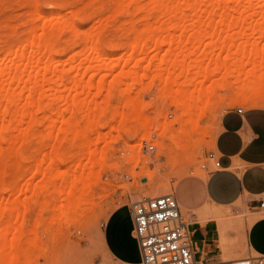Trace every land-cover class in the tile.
<instances>
[{"label": "rangeland", "instance_id": "rangeland-1", "mask_svg": "<svg viewBox=\"0 0 264 264\" xmlns=\"http://www.w3.org/2000/svg\"><path fill=\"white\" fill-rule=\"evenodd\" d=\"M115 1L116 0H0V41L2 40L0 42V71L5 63L9 64V62H5L6 59H8L7 61H11L14 58L13 54H11V57L10 55L6 56L8 54H6L5 50L10 47V44L14 46L26 38L28 29L33 23L30 18L34 17V15L28 12L31 13L35 9L34 5L36 3V7L43 15L49 16L52 13H60V16L63 15L73 20L80 29V32L76 35L74 33L70 34V32H72L71 29L65 27L54 46L55 50L59 48V52L56 50V56L60 59L61 63H65V66L62 63L60 70H63V67H65L67 72L64 70L63 73L66 79L70 78V75L71 77L73 76L74 78L77 77L81 79L83 77L82 74L86 72L83 75H86L85 80H88L91 75L94 76L95 73L99 72V74H96L97 77H94L95 88L92 87L90 92L87 89L84 90L83 83H80L82 86H75L74 82H69V79L66 87L60 86V93L63 97H69L68 100H64L61 103V108L63 110L67 108L66 105H72V98L76 97L79 101V107L68 108L69 112L65 110L64 114L67 113L64 116L60 114L63 116L60 120L64 119L67 121L73 119L72 121H74V119H79V123L83 121L80 123L82 127H84V125L88 127V131L86 127L83 129L87 131L92 141L89 146H86L87 153L93 154L92 163L88 154H84L80 164H76V159L74 160L68 157V155L70 156L73 153L79 154L82 150V145H80L81 141L77 139L75 141L74 135L70 132L64 136L65 139H62L63 142L60 147L61 152L63 149L66 151L67 155L63 151V154H65L64 158H68L66 161H70L63 162L62 165L60 164V167H54V171H52L55 177L54 182L48 178V175L42 176V173L50 166L49 160H47L42 167H34L30 160V162L27 159L24 160L28 162L22 161L19 155L17 157L13 156L11 159L12 161L15 160L17 163L15 164L13 161L12 167L15 168L14 171L12 168L8 169L11 173L15 172L12 174V176L14 175L12 178H16V180H14L15 183L11 176H6L3 179L5 185L3 186V182H1L2 185L0 184V258H2V261L6 260V262H2L4 264H7V261L11 262V264H108L109 260L103 254L101 248V230L107 215L114 208L124 203H130L144 197L175 193L176 186L180 180L186 176L200 175L205 177L207 174L202 169V166L206 162H210L207 159V154L213 150V142L218 132L221 116L226 110L231 108L253 107L246 103L236 102L238 103L236 104L232 102L228 106L223 104L210 108V111L207 110L205 115L199 120L204 134L200 136L191 150L179 152L178 159H175V153L170 151L171 141L161 138L162 126H164L166 122L168 124L171 123V132L174 129L178 131L180 128L181 120L178 118L181 114V109L178 108V102L186 98L183 93L185 90L183 86L187 85L184 84H189L190 87H187L189 90L188 94L192 95L195 89L208 88L218 82H224V78L232 73V75L239 77V79L240 77L242 79V76L244 79L245 73L253 67V65L249 64L245 67V70L241 71V68L235 67V62L242 59L240 53H242L245 45L247 46V54H249L248 57L245 58V61H247L248 58L255 60V57L252 56L254 53L250 52L252 45L256 44L260 49L264 47V21L261 20V17L264 16V0H228V5L230 6L229 13L234 15L237 19L229 17L223 25L220 23V17H217L218 19L214 20V22L209 21L210 24H207V19H204L203 22L205 24L196 27V23L190 24L195 20L191 18L192 20L190 21L188 18L189 20L187 19L185 23L186 25L190 24V28L185 32L179 29L175 33L177 41L179 38H182L183 42H186V44H184V46H187L186 48L183 49L181 46H179V48L178 46H174L173 48H175V50L173 51L167 44L164 45L163 49L158 51V53L149 50L148 54H145L147 51H142L143 53L140 52L135 55L132 54L134 52L130 47V43L135 40L133 38H136L133 26H136L139 30L144 28L145 21L144 19L141 20V18L145 15V11L131 4L128 6V13L122 12L120 9H118V13L116 12L117 9L115 11ZM147 1L150 0H141L143 3H147ZM28 4L30 5L28 6ZM249 4H251V9L247 11L246 8ZM201 7L205 13L207 12L206 15L204 13L203 16H207L209 10H211L210 5L205 1L201 4ZM136 9H138V12ZM223 10L224 9H222V11ZM112 12L115 14L114 16L109 15ZM191 14L194 13L192 12ZM103 18L106 19V21ZM243 18L245 19L244 21ZM102 20L104 22H102ZM152 20L154 21L155 18L152 17L151 21ZM164 21L166 22L167 19ZM24 22L25 25H22ZM36 22L42 24L44 23V19L39 18ZM105 22L107 25L103 26ZM133 22L135 25L132 24ZM167 24L168 28L170 23ZM13 25L15 27H13ZM87 30L90 32H87ZM194 31H196L197 34L203 33L204 37L196 35L197 37L193 36L191 38ZM170 34L171 33L167 30L165 33H161L159 37L162 35L163 38V36L166 37L165 35H167L166 38L169 39L172 36V34ZM180 34H182L181 37H179ZM88 40H93L97 43L100 53L107 56L105 62H100L96 57H92L91 54L96 56L97 54L92 52V49L89 47L90 44L88 46ZM85 48H87L86 52H84L86 50ZM90 51L91 54H89ZM173 52H175L174 56L180 52L178 57L182 55L181 53L187 55L188 60L187 62H183V64L185 63L184 66H187L189 62L195 61H198L197 63L199 65V61H202L203 67L199 66L202 67L203 70H206V78H202V71L199 67L193 68L191 71L190 66H188L190 69L189 72L191 71V73L187 75L185 66V73H181L182 71L180 70L174 72V76L183 74L179 77L180 79H175L176 83L166 87L164 84L165 82L159 80L156 69L159 67L162 57L168 55L174 60L176 56H172ZM75 53H78V55ZM70 55L72 57H69ZM85 55H90L89 57H91V60H94L93 58H95V61L97 60L96 64L99 66L93 62L96 67L98 66L97 68L94 66V69H97L96 71L93 70L92 67L89 69L87 66L89 70L86 68V65H89V63L91 64V60H89V57H86V60ZM111 55H115L114 58L117 61H115ZM82 56L84 57L83 64L86 63L84 65L79 63L82 61V59L79 61L80 57L83 58ZM108 56L110 58L112 57L110 61ZM120 56L123 57L117 59ZM181 57L179 59H181ZM71 58H73L74 61L71 60ZM106 60L112 62L113 65L116 64L112 66L114 69L110 68L111 71L109 67L107 68L102 64H106ZM71 61L74 65L70 64ZM226 61L228 62L227 64H225ZM109 62H107V66H109ZM100 63L102 64L101 66ZM136 63L138 65H136ZM71 68H75V71ZM99 68H104V70H100ZM125 71L133 75L130 74L131 78L125 76L128 80H124ZM167 72H169L168 69L165 70L163 78L167 76ZM129 73H126V75H129ZM78 74H80V76ZM116 75H119V78ZM155 75L157 76L156 79L154 78ZM120 77L123 79H121V83L117 86ZM100 79L104 80L106 85ZM99 80L101 85L100 90L98 87L99 83L97 84ZM123 80L125 81L124 83ZM190 80L191 82H189ZM231 81H235L234 77ZM191 83H193V85ZM86 91L89 92V95L86 94ZM221 93L224 92L222 91ZM129 95L134 100L137 99L136 101L141 105L147 106L148 109H146L144 115H133V112L126 108L125 105L130 100L127 97ZM69 99L71 103L68 102ZM79 99L85 101V104L83 101L85 109L87 106L89 107L92 105V108L97 106L98 108L100 107V110H96L95 114L92 113L91 116H89V120V118L84 116V113L80 111L83 104H81ZM105 101H108V103L106 104ZM64 102L67 103L65 104ZM256 103L257 106H264V94ZM115 107L119 113L118 116L114 118V121L111 117L116 113ZM39 113L41 117H43L44 114L42 112ZM101 113L103 115H101ZM40 114H37L39 115V119ZM122 116H125L127 119L132 118L135 120L131 122L133 126L140 122L136 121L137 119H149L147 134H143V130L139 132L137 137L126 134L122 128ZM87 120L88 122L86 123L85 121ZM175 120L177 121L176 125L174 124ZM105 123H108V126L105 125ZM101 124L104 126H101ZM79 128L81 127L79 126ZM44 129V126H40V130ZM94 130L95 132H93ZM62 133L60 132V141L61 137L64 135V133L63 135ZM120 135L123 137H120ZM29 137L32 145H29L30 142H28L29 144H27L29 146L25 148L26 141H29L27 140ZM29 137L25 140L24 146L22 145L24 149H22V147H19L21 149H17L18 153L23 150L27 153L28 149H31V152H44L48 157L55 156V154L53 155L54 149H52L54 139H46L44 141L45 143L42 142L44 144L41 147V142H37L39 140L36 139H41L38 133L30 134ZM145 140L148 141V144L154 143L157 145L156 153L151 154L145 152ZM49 142H51L52 145ZM63 143H65V145ZM63 146L64 148L62 149ZM32 148H39V151H35ZM5 152V154H8L7 151ZM101 160H105V162L103 163ZM10 161L7 163L8 165L12 163ZM28 165L29 168L31 166L34 169L30 168L28 171ZM9 166H7V168H9ZM16 166L19 167L17 168ZM23 167L24 170L27 169L28 172L25 171L27 174L24 172ZM90 167H93V173L99 174L98 171L101 172V176H98L100 183L96 181L98 180L96 174L91 178L92 189L90 190V196L94 198L93 203L96 205L92 204V206H90L92 207L90 208L91 210L87 208L86 210L84 209L86 205L83 206L84 211L86 210L87 212H84L86 215L80 218V221L74 222L71 225L68 223V225L65 223L60 225V211L63 210L64 206L68 203L67 195H70V187L66 186L67 188H65L64 183L68 181V184L72 185L73 182L71 183L70 180H74L75 178L76 184V178ZM210 168H214L212 162H210ZM21 171L24 172L22 177L20 175V173H22ZM61 171H65L64 173H66L63 175L65 176V182L60 178L59 173ZM68 173H70V177ZM6 181L10 183L6 184ZM55 181L58 183L57 185L54 184ZM72 186L71 193L74 190ZM74 193H76V190H74ZM180 193L181 191H179V194ZM12 206H15L16 209L13 210L14 208H12ZM8 207H11L13 212L8 209ZM239 209L240 211L237 214L225 216V211L220 207L214 206V208L210 209L209 206L206 205L202 209V215H211L217 219L222 245L226 251H233L231 250L232 248L237 249L239 247L244 252L236 258H246L250 254L247 245V230L250 226V210L244 208L242 205ZM228 212L230 213L231 210ZM186 218L188 221L190 220L188 216H186ZM54 220H56V222H54ZM241 227H243V229ZM230 230L238 233L237 238L231 242L227 235ZM16 241L20 244V249L15 247ZM35 243L38 246L37 248L33 246ZM253 255L255 254L253 253Z\"/></svg>", "mask_w": 264, "mask_h": 264}, {"label": "bare ground", "instance_id": "bare-ground-1", "mask_svg": "<svg viewBox=\"0 0 264 264\" xmlns=\"http://www.w3.org/2000/svg\"><path fill=\"white\" fill-rule=\"evenodd\" d=\"M205 1H207V3L211 7V10H209L207 16H203V14L205 12L203 11V9L201 7V4L204 3ZM88 2L91 3L90 1H88ZM27 3H29V2H27ZM36 3H37V1H36ZM36 3L34 5L35 9L33 11L31 10L32 11L31 13L28 12L29 14L34 15V17L30 18V20L32 19L33 23L31 24L30 28L28 29V32L26 34V38L24 40L18 42L17 44H15L14 46L13 45L11 46V44H10V47L7 50H5L6 54H8L6 56L10 55V57H11V54H13L14 58L11 61H7L8 59H6L5 62H9V64L5 63V65H3V67H2V70L0 71V164H1V167H0V184H1V182L4 183L3 179L6 176L7 177L11 176V178L14 176V175L12 176V174L15 172L11 173L8 171V169L12 168L14 171L15 168L12 166H13V161L15 162V160L12 161L11 159L13 158V156L17 157L18 155L20 156V158H22L21 159L22 161H27V160L29 161L30 160L33 164V165L32 164L31 165L34 167L35 166L42 167L43 164L47 160H49L50 166H49V168H46L45 171H47V172L44 171L42 173L43 174L42 176L44 177V175L45 176L48 175L49 176L48 178L52 182H54L55 177L53 175L54 172H52V171H54L53 170L54 167H60V164L62 165V163L65 162L66 159H68L67 157L64 158L65 154H66V151H64V149H63L64 146L62 147V149H63L62 152H61L60 147H61V144L63 142L62 139L63 138L65 139L64 136L67 135L69 132L74 135L75 141H76V139L81 141L80 145H82V150L79 152V154L73 153L70 156L68 155V157H70V159L71 158H73L74 160L76 159L75 160L76 164L77 163L80 164L81 158L84 156V154H88L89 158L91 160V163L93 161V159H92L93 154H90L89 152L87 153V151H86V146H89L90 143L92 142L90 137H89V134L87 133L88 127H86L84 125V127L87 128V131L84 130L83 129L84 127H82L81 126L82 124H80L83 121L81 120L82 122L79 123V119L78 120L74 119V121H72L73 119L72 120L69 119L67 121H65L64 119L60 120L67 113L66 112L64 114L65 110H68V112H69L68 108H73V107H77V106L79 107V105H78L79 101L75 97V98H72V105L71 104L68 106L66 105L67 108L64 110L61 108L62 101L68 100L69 97H66V98L63 97V95L60 93V86L66 87L68 79H69V82L70 81L74 82L75 86H78V85L80 86L81 85L80 83H83L84 90L87 89L90 92V89L92 87L95 88L94 79L97 77L96 74H99V72L98 73L94 72L95 75L94 76L91 75L88 80H85L86 75L85 76L83 75L86 72H84L82 74L83 77L81 79H78L77 77L74 78L73 76H72L73 77L72 78L71 75H70V78L66 79V77L63 73L65 70V67L62 66L64 69L60 70L61 69L60 66L62 65L63 62L61 63L60 59H58V57L56 56V50H57V52H59L58 51L59 48L55 50L54 46L56 45L57 39L60 37V33L62 32V30L65 27L67 29H71L72 32H70V34L74 33L76 35L80 32V29L78 28V26L76 25V23L73 20L66 18L63 15L60 16V13H57V14L52 13L49 16L43 15L39 11V9L36 7L37 6ZM115 3H116L115 11L117 9L116 12H118V13H119L118 9H120L122 12L128 13V11H129L128 6L131 4H134V5H136V7L138 9L145 11V13H144L145 15L143 16V18H141V20L144 19V21H145L144 28L142 30H139L136 26L132 25L133 28L135 29V33H136L135 34L136 38H133L135 40L130 43V47L132 48V51L134 52V53H132L133 55L140 53V52L143 53L144 51H147V52H145V54H148L149 50H152L151 52L154 51V52L158 53V51H161V49H163L164 45H167V44L169 45L170 49H172L173 51L175 50V48H173L174 46H178V48H179V46H181V48L183 47V49H184L187 47V46H184V44H186V42H183V39L179 38V37H181L183 32L187 31L190 28L189 27V26H191L190 24L196 23L195 24L196 27L198 25L202 26V24L203 25L205 24L203 22L204 19L205 20L207 19V21H208L207 24H210L209 21L214 22V20L218 19L217 17H220V19H221L220 23L223 25L224 22L227 21V19L229 17L232 19H237L234 15L229 13L230 6L228 5V0H150V1H147V3H143V2H141V0H116ZM29 5L30 4H28V6ZM250 7H251V4L248 5L246 10L248 11L249 9H251ZM100 8H102V7H100ZM138 9H136V11ZM222 9H224V10L222 11ZM192 12L194 14H191ZM28 13H27V15H28ZM112 13H110L109 15L114 16L115 14L114 13L112 14ZM206 13H205V15H206ZM121 14H123V13H121ZM128 15H130V14H128ZM111 16H110V18H111ZM152 17L155 18V20H156V21L154 20L155 22L153 20H152L153 22L151 21ZM33 18H34V20H33ZM39 18H43L44 23L40 24V22H39V24H38L36 22V20ZM107 18H108V16H107ZM188 18L190 19V21L192 19H194L196 22L194 21V22L190 23L188 21L190 24L186 25L185 22H187L186 20ZM45 19H47V20H45ZM166 19H167V21L165 22L164 20H166ZM28 20H29V18H28ZM104 20L106 21V19H104ZM244 20L245 19L243 18V21ZM261 20L264 21V16L261 17ZM102 22H104V21L102 20ZM121 23H123V22H121ZM167 23H170L169 24L170 26L168 28H167V26H168ZM132 24H134V22ZM22 25H25V22ZM104 25H107L106 22H105V24H103V26ZM13 27H15V26L13 25ZM164 27L167 29H165ZM193 27H194V25H193ZM193 27H191V28H193ZM16 28H17V26H16ZM164 29L166 31L168 30V32H170L172 34V36L169 39L166 38L167 35H165L166 37L163 36V38H162V35H161V37H159V35L161 33L166 32ZM179 29H181L183 32L181 31L182 34L179 35V37H178L179 40L177 41L175 33ZM88 31L89 30H87V32ZM39 32H40V34H39ZM173 33L175 34V36ZM64 34H65V32H64ZM194 34L191 35V38L193 36L195 37L196 35H198V36L200 35L201 37H204L203 33L197 34V32L194 31ZM70 40H71V38H70ZM87 44H88V46L90 44V46H89L90 49H92V52H95L97 54V56L94 54H91V51L89 54H91L92 57L94 56V57H96V59H99L100 62H105V59L107 58V56L100 53V49H99L97 43H95V41H93V40H88ZM251 47H252V49L250 50V52L254 53L252 56L255 57V60L248 58L247 61H245V58L248 57V55H249V54H247V46L245 45L243 47L242 53H240V55L242 56V59L235 62V67H238L239 69L241 68L240 69L241 71L245 70V67L248 66L249 64L253 65V67L245 73L244 79H243V76H242V79H241V77L239 79V77L232 75L233 74L232 73V74L227 75L224 78V80H225L224 82H218V83H216V84H214L208 88L195 89L193 91L192 95L188 94L189 93L188 88L190 87L189 84H187V83L184 84V85H187V86H183V87H185L184 88L185 90L183 91V93H184V96L186 98H184L181 102H178V108L181 109V114L178 118L181 120L179 130L175 131V129H174L171 132L170 131L171 123L168 124L167 122L165 123L164 126H162L163 130H162V137L161 138H163L164 140H170L171 141L170 151L175 153V159L179 158V152H182L185 150L186 151L191 150V148L198 141L200 136H202V134H204V131H202L203 128H201L202 126L199 124V120L205 115L207 110H209L210 108H213L214 106H218V105H223V104L228 106L232 102L246 103V104H249L253 107L257 106L256 102L264 94V71H263L264 70V57H263L264 56V47H262V49H260L259 46L256 44L252 45ZM85 49L86 50L84 52L87 51V48H85ZM90 49H88V50H90ZM176 49H177V47H176ZM77 51H79V50H77ZM157 53H155V54H157ZM174 53L175 52H173L172 56H174ZM179 53L180 52H178V54H175L176 57L175 56L174 57L176 59L174 58V60H173V58L171 59L168 55H166L167 57L166 56L162 57L161 62L159 64V67L158 68L156 67L157 68L156 69L157 70V76H158L159 80L165 82L164 84L166 85V87H169V86H171V84L173 85L174 83H176L175 79L177 80L181 75H183V74H180V76H179L177 74L174 76L175 71L180 70V71H182L181 73H183V72L185 73L184 67L186 65L184 66L185 63L183 64V62L184 61L187 62V60H188L187 55L185 53H181L183 56L180 55V57L181 56L182 57H181V59H179L180 58V57H178ZM75 54L78 55V53H75ZM133 55H131V56H133ZM89 56L85 55V59H86V57L88 58ZM114 56H112L113 59L115 61H117L114 58ZM69 57H72V56L70 55ZM112 57L110 58L108 56L109 61L112 59ZM121 57H123V56H120L117 59H119ZM90 58L91 57H89V60H91ZM79 59H80L79 61H81V59H82V61L79 63L83 64L84 57L83 58L80 57ZM93 59L94 60H91V64L89 63L90 66L86 65V68L88 66L89 69H91V67H92V69L95 70L94 68L98 64H96L97 60L95 61V58H93ZM71 60H73V58H71ZM109 61L106 60V64H104V63H102V64L105 65L107 68L109 67V70L111 71V69H114L112 66H114L116 64L113 65V63L109 62ZM93 62H95L96 65L93 64ZM107 62H109V66H107ZM197 62L198 61L189 62V64L187 63L188 65L186 66V70H187L186 73H187V75H190L188 73H191L193 68L199 67V69L202 71L201 72L202 78L205 79L206 78V70H203V68H202L203 63H202V61H199L200 62L199 65L202 66V67H200ZM87 63H88V61H87ZM111 63H112V65H111ZM227 63L228 62L226 61L225 64H227ZM64 64L65 63H63V65ZM70 64H73L72 61L70 62ZM84 64H86V63H84ZM102 64L100 63V66ZM136 65H138V64L136 63ZM191 65H193L194 67ZM188 66H190V69H191L190 72H189L190 69L188 68ZM107 68H106V70H107ZM71 69L74 70L75 68L74 69L71 68ZM166 69H168L169 72H167L168 73L167 76L165 78H163V75H165ZM100 70H104V68H102ZM69 73H70V71H69ZM123 73H124V71H123ZM126 73H129V72H126ZM126 73H125V75L123 74L124 77L127 76L128 78L129 77L131 78L132 74L129 73V75L128 74L126 75ZM78 75L80 76V74H78ZM123 75H121V76H123ZM187 75H186V77H187ZM116 76H118V78H119V75H116ZM157 76L155 75L154 78L156 79ZM127 77H125L124 80H128ZM233 77H234L236 82L231 81V80H233ZM101 79H103V78H101ZM121 79H123V78L120 77L117 86H119V84L121 83L120 82V81H122ZM188 79H189V76H188ZM100 80L97 82V84L99 83L98 84L99 90H100V86H101ZM124 80H123V83L125 82ZM159 80H157V81H159ZM186 80H187V78H186ZM191 80L189 82H191ZM240 80H242V81H240ZM101 81H103V83L105 84L104 80H101ZM192 82H193V80H192ZM238 82L239 83L242 82V83L239 84ZM111 83H113V82H111ZM191 84L193 85V83H191ZM112 89H114V88H112ZM109 90H110V87H109ZM88 91H86V94L89 93ZM102 91H104V90H102ZM222 91L224 93H221ZM99 94H100V92H99ZM113 96H115V95H113ZM127 97L130 100L126 103V105H125L126 108L130 109L133 112V115H136V114L144 115V113L146 112V109H148L147 106L141 105L138 101H136L137 99L134 100L133 98H131L130 95ZM83 99H85V98H83ZM83 99L82 100L79 99L81 104H83V101H84ZM70 101L71 100L69 99L68 102H70ZM107 103H108V101L106 102V104ZM84 104H85V101H84ZM84 104H83L84 107L81 106L82 109L80 108L81 110L80 109L79 110L82 111L84 113V116H87L90 120L89 116H91L92 113L95 114L96 110H100V107L98 108L97 106H95L94 108H92V105H90L89 107L87 106V108L85 109ZM236 104H238V103H236ZM101 111H102V109H101ZM115 111H116V113L112 115V117H111L112 119H114L118 116L119 111H117V108ZM39 112H42L44 114L43 117H41V114ZM72 112H73V110H72ZM37 114H40V119L38 118L39 115H37ZM60 114H63V116ZM101 115H103V114L101 113ZM74 117H75V115H74ZM76 118H77V116H76ZM98 120H99V118H98ZM114 121H115V119H114ZM121 121L123 124L122 128L125 131V133L129 134L130 136L132 135L133 137H137L141 130L144 131L143 134H145V133L147 134V130L149 129V125H147V124L150 120L146 119V118L145 119L143 118L142 120L137 119L136 121H140V122L135 126L131 125V122L135 121L132 118L127 119L125 116H122ZM60 122H61V124H60ZM85 122L87 123L88 120ZM176 123H177V121L175 120L174 124L176 125ZM107 124L105 123V125H107ZM174 124H173V126H174ZM40 126H44L45 129L40 130ZM79 126L81 128H79ZM92 126H93V124H92ZM101 126H104V125L101 124ZM97 128H98V126H97ZM95 130L93 132H95ZM98 131H99V129H98ZM60 132L64 133V135L62 133L63 137H61V141H60ZM35 133H38L41 136V139L36 138L37 140H39L37 142H41V147L45 143L44 141L46 139H48V140L54 139V143L52 146V149H54V152L52 151L53 155L55 154L54 157H48L47 154L44 152H41V153L40 152H34L33 150H32L33 152H31L30 151L31 149L30 150L28 149L29 152L27 151V153H25L24 150L20 151L18 153L17 149H21L19 147H22V145L24 144L25 140L29 137V135L30 134L32 135ZM121 136L122 135H120V137ZM30 137H32V136H30ZM30 137L27 139L29 141H26L25 148H26V146L32 145V143L30 142ZM28 142H30V144ZM42 142H44V143H42ZM73 142H74V140H73ZM49 143L52 145L51 142H49ZM63 144L65 145V143H63ZM5 145H6V147H5ZM51 145H49V146H51ZM22 149H24V148L22 147ZM32 149H34L35 151H37V150L39 151V148L38 149L32 148ZM5 151H7L8 154H5L6 153ZM25 151H26V149H25ZM63 151L65 154H63ZM30 152H31V154H30ZM24 159H27V160H24ZM9 161L12 162L9 164V165L12 164L11 166H9L7 164V163H9ZM69 161H66V162H69ZM101 161L103 163L105 162V160H101ZM2 164H4V165H2ZM15 164H17V163L15 162ZM7 166H9V168H7ZM27 168H29V165ZM30 168H32V167L30 166ZM30 168L28 169V171L30 170ZM32 169H34V168H32ZM23 170H24V167H23ZM92 170H93V167H90L87 171H83L79 175V177L76 178V184H75V178H74V180H70L71 183L73 182L72 183L73 186L69 185L68 181L65 182V180H64L65 176H63L66 174V173H64L65 171H61L59 173L60 178L62 179V181L64 180L63 182H65L64 187L65 188H67L68 186L70 187V192H69L70 195H67L68 203L66 204V206H64L63 210L60 211V216H59L60 225L63 223H65L66 225H68V224L71 225L74 222L76 223V222L80 221V218H82L84 215H86L84 212L87 209L91 210L90 208H92V207H90V206H92V204H94L93 203L94 198H91L92 196H90L91 195L90 190L92 189L91 188L92 187L91 178L94 174H96V173H93ZM25 171H27V169L24 170V172ZM24 172H22V173L19 172L21 177L23 176L22 174ZM27 172H25V173L27 174ZM98 172H99V174H96V177L98 180H96V181L99 182L100 179L98 176L99 175L101 176V172L100 171H98ZM70 173H68L69 177H70ZM45 178L48 179L47 177H45ZM14 180H16V178L13 179V181ZM8 183H10V182H7L6 184H8ZM14 183H15V181H14ZM54 184L57 185L58 183H56V181H55ZM4 185H5V183L3 184V186ZM50 186H51V184H50ZM71 186L74 188V190H76V193H74V190L71 193V191H72ZM8 188H10V187H8ZM77 188H78V190H77ZM94 205H96V204H94ZM83 206H85L84 209L87 208L85 211L83 209ZM12 208H14L13 210L16 209L15 206H12ZM8 209L12 210L11 207L10 208L8 207ZM13 210H12V212H13ZM9 221H10V219H9ZM54 222H56V220H54ZM57 223H58V221H57ZM17 237H19V236H17ZM33 246L35 248L38 247L36 245V243ZM15 247L18 249L21 248L20 244L17 243V241L15 244ZM2 262H6V260L2 261V258H0V264H4ZM7 264H11V262L7 261Z\"/></svg>", "mask_w": 264, "mask_h": 264}, {"label": "crops", "instance_id": "crops-1", "mask_svg": "<svg viewBox=\"0 0 264 264\" xmlns=\"http://www.w3.org/2000/svg\"><path fill=\"white\" fill-rule=\"evenodd\" d=\"M213 150L221 160V168L211 169L206 162L202 166L207 174L205 177L186 176L173 193L184 214L190 218L195 264H234L242 259L251 261L239 264H253L251 258L264 257V211L259 208L264 199V106L247 107L243 113L236 108L226 110L220 118ZM206 205L210 209L220 207L225 216L237 214L241 205L250 210L248 257L236 258L244 252L239 247L232 248L233 251L224 249L217 219L202 215ZM133 230L130 203L117 206L107 215L101 230V248L108 264H138L141 261V250ZM227 235L231 242L238 233L230 230Z\"/></svg>", "mask_w": 264, "mask_h": 264}, {"label": "built area", "instance_id": "built-area-1", "mask_svg": "<svg viewBox=\"0 0 264 264\" xmlns=\"http://www.w3.org/2000/svg\"><path fill=\"white\" fill-rule=\"evenodd\" d=\"M239 113L244 107L236 108ZM146 153H156L157 145L144 141ZM207 159L214 169L221 168V160L214 150ZM209 162V163H210ZM134 221V236L141 250L138 264H195L189 221L173 193L144 197L130 202ZM259 208L264 211V199ZM253 264H264V257H255ZM250 259L234 264L250 263Z\"/></svg>", "mask_w": 264, "mask_h": 264}]
</instances>
